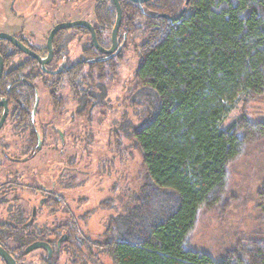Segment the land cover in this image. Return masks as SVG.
<instances>
[{"label": "trees", "instance_id": "16d2710c", "mask_svg": "<svg viewBox=\"0 0 264 264\" xmlns=\"http://www.w3.org/2000/svg\"><path fill=\"white\" fill-rule=\"evenodd\" d=\"M104 1L96 12L109 21L113 4ZM183 2L152 0L145 13L136 5L124 8L121 39L124 46L137 45L139 58L131 101L146 116L127 136L142 153L146 174L133 206L113 217L105 243H90L74 225L66 226L63 246L76 256L91 259L97 246L114 264H264V240H240L220 261L191 246L199 213L215 209L227 195L229 166L264 139V122L246 117L221 129L241 95L264 94V0H193V11L176 25L162 18L153 25L151 15L177 16ZM72 30L89 34L80 27ZM96 32L106 46L105 31ZM67 38L70 42L74 36ZM122 54L99 60L103 55L91 44L57 77L54 91L67 84L78 101L76 115L91 119L105 105L106 84L117 74ZM20 71L8 68L6 89L17 83L14 76ZM8 91L18 103L15 98L21 95ZM31 111L27 117L21 110L15 114L27 126ZM258 201L264 213V182ZM58 204L54 201V211ZM13 218L0 223V246L24 264L28 247L45 236ZM11 242L15 248L9 247Z\"/></svg>", "mask_w": 264, "mask_h": 264}, {"label": "rangeland", "instance_id": "374dc122", "mask_svg": "<svg viewBox=\"0 0 264 264\" xmlns=\"http://www.w3.org/2000/svg\"><path fill=\"white\" fill-rule=\"evenodd\" d=\"M11 5L13 11H10ZM94 5L93 0H0V32L17 33L22 29L28 40L36 32L40 35L37 45L45 47L44 40L53 24L61 20L93 21ZM69 33L74 36L69 45V58L76 62L91 40L72 29ZM105 38L110 40L111 33H106ZM136 47L128 42L117 74L106 84L105 105L91 119L76 115L78 101L69 87L61 94L62 107L55 110L48 90L38 83L42 99L36 122L39 128L47 127L48 141L35 160L12 165L2 155V148L6 146L13 157H24L30 130H19L14 126L16 122L9 121L1 131L0 186L13 183L10 185L13 189L0 190V223L8 219L12 210L15 213L20 210L29 219L32 209L38 207L37 224L48 231L60 225H74L79 235L90 243L106 242V231L113 217L125 214L133 206V196L139 193L146 174L143 155L127 136L146 118L143 107L131 101L139 61ZM242 117L255 123L264 122V94L241 95L221 123V129L226 130ZM57 126L64 133L63 147ZM52 163L57 166L54 175H60L54 190L62 199L57 211L53 203H45L40 208L41 196L35 186V182L43 181L50 188L45 177ZM33 170H36V179L31 174ZM21 175L28 188L15 185ZM263 182L264 139L250 145L246 155L229 166L227 195L215 209L199 213L192 250L205 252L220 261L240 240H264V213L258 201ZM9 247L15 248L16 244L11 242ZM102 250L94 246V256L90 259L86 255L76 256L60 244L58 254L47 258L49 263L44 262L47 253L42 249L32 251L23 260L24 264H114ZM0 264H4L1 257Z\"/></svg>", "mask_w": 264, "mask_h": 264}, {"label": "flooded vegetation", "instance_id": "af4514ba", "mask_svg": "<svg viewBox=\"0 0 264 264\" xmlns=\"http://www.w3.org/2000/svg\"><path fill=\"white\" fill-rule=\"evenodd\" d=\"M93 1L95 3L94 9L92 12L93 21H91L89 19H77V20L88 21L94 27L95 31H97V29L104 30L105 32L102 33L104 39H106L105 38L106 33L110 32L111 38H110V40L106 39V41H107L106 46H102L99 43L103 49H110L112 47V32H113V29L117 23V6H116L114 0H112V3H111V4H113V6L110 5V2L108 1V4L110 5L108 10H109V13H111V15H110L111 18L108 21V19L103 16L102 12H96V8L99 6L101 7L102 3L105 1L104 0H93ZM150 1H152V0H149V1L143 2V3H136L132 0H118L119 5H120L121 10H122L121 24H120L119 33H118V46H117V49L114 52V54H103L94 47L100 54L103 55L101 57V59H99V60L106 61L108 59H111V58L117 56V54L120 51L123 53L124 49L127 47L126 44L124 46V42L121 39V29L125 25V21H124L125 20V13L127 11L124 8L127 5H136L140 8L142 13H145L144 7ZM192 1L193 0H184L182 6H181V3H173V4L170 3V5L172 6V5L176 4L177 7L181 6V11H180L179 15L185 9L184 15L186 17V15L188 16V13L193 10ZM156 2L160 3L159 1H156ZM10 11H13V5L10 6ZM179 15H177V16H179ZM177 16L176 15H169L168 13H157V15H151L150 19H152V21L154 22V21H156L157 18H162V19H165V20L172 22L173 25H176L179 21H181L180 19H182V17H183V16H181L180 19L175 20V18ZM19 18L22 19L21 17H19ZM77 20H74V21H77ZM65 22H71V21L61 20L60 22L58 21L55 24H53L52 28L48 31L46 40H44L45 47H39L37 45V43H38L37 41L40 38V35L39 34L37 35L36 32L35 33L32 32L30 35L31 39H29V40H32V41H29L28 39H26V37H24V35H23L24 30H22V29H20L19 32H17V33H9V32H0V33H7V34L13 36L26 49H28L29 51L34 53L42 61H45L49 57L48 38H49L51 32L53 31V29L56 25H58L60 23H65ZM157 24H159V23H157V21L153 23V25H155V26H157ZM41 27L43 28V31H44V27L42 25H41ZM75 28H78V27H75ZM80 28H83V27H80ZM84 29H86V28H84ZM69 30H71V29L61 30V31L56 33V35L53 39V56H52V59L48 63H45V64H42L37 58L31 56L30 54L23 52L21 49L17 48L12 43H10L6 40H0V49H2V53H3V54L0 53V55H1V58L3 60V65H4L3 72H2V75L0 77V102H3V101L7 102V106H8V116L6 118L4 125L0 129V133L6 127V125L9 123V121L10 122H12V121L16 122L14 124V126L19 130H25V129L30 130L29 135H27V137H26L29 144L27 146V150L25 151V153H23L24 157H21V156L20 157H13L12 155H10L8 153L6 146H4L2 148L3 149L2 155L9 162H11L12 165H21V164L29 163V162L35 160L37 158V155L42 152V150L45 147V144L48 141V136L46 135L47 127H40L39 128L37 126V122H36L37 115H38V109H39L41 99H42V96H40L41 90H40L38 83L41 82L42 85L45 87V89L48 90L49 97L51 99V103H52L54 109L59 110L63 105L61 94H62L63 90L66 87H68V85L67 84L64 85V83L62 82V87L60 89H58L59 91L57 90V92H55L54 89H56V88L54 87L53 84L57 81L58 76L62 75L63 73H65L69 69V65L71 62L70 58H69V45L74 39L73 38L72 40H70V42H68L67 37L70 34ZM77 32L78 33L80 32L81 34L86 35L81 31H77ZM33 34H34V36H33ZM96 35H97V32H96ZM87 36L90 37V40H91L90 45L91 44L93 45L90 32ZM97 39H98V36H97ZM98 42H99V40H98ZM23 57H24V59H23ZM8 68L21 70L20 73L19 72L15 73L14 81L17 83L15 85H13L10 89H6L7 87L5 85L7 84V82L4 84L5 77H6V71L8 70ZM8 90H12L11 92H15V94L21 95V97L18 96V98H15L18 100V103L14 104L12 102V100H10V97H9L10 93ZM55 101L58 102V107H57ZM29 109H32L31 119H30L31 124L26 126L23 123L24 118H21L20 114L16 116L15 113H16V111L21 110L24 117H27L29 114ZM4 112H5V106L1 105L0 106V121L2 119ZM45 128H46V130H45ZM56 131L58 133L60 143L63 147L65 145L64 144L65 143L64 133L58 126L56 127ZM62 151H63V149H62ZM56 167L57 166L53 165V163H52L50 165V169L48 171V174L45 177V179L47 180V182L50 185L49 186L50 188H48L44 184L43 181L35 182L37 184L35 186H36V188H38L40 196H41L39 199L40 208H42L45 203L50 204V203H54V201L55 202H57V201L62 202L61 201L62 199L58 198L59 194L57 195L56 193H54L55 187L59 183V176H60V175H58L56 177V175H54V169ZM1 168H2V166H1V162H0V169ZM31 174L36 179V176H37L36 170H33ZM24 179H25L24 175H21L18 183H15V185H18L20 188H28L23 184ZM10 185H13V183H6L4 185L2 184L0 186V190H2L3 188H7V190H10V188L13 189ZM35 209H36V214L33 215V211ZM38 209H39L38 207H34L32 209L33 211H32V214H31L29 219H26V216L24 214H22V212L20 210L16 213L14 212V210H12L9 213V216H11V218L16 216V218L19 220V222H23L24 225L32 226L34 231L35 230L38 231V232L35 231V235L38 233L39 234L41 233L42 236H45L44 240H39L37 242H44L51 247V249H52L51 256H49L48 250H46L45 248H40V249L46 251V253H47L46 259L47 258L51 259V257L54 254H58V249L60 247V244H63V242L65 240L64 231L67 230V227H66L67 224L60 225L59 227H57V228H60L59 230H56L57 229L56 228L52 232L47 231L45 233V231L43 230L45 228H43L37 224L36 218H37V214H38ZM13 219H15V218H13ZM2 222L3 223H9L10 221H8V219H5ZM37 242H35V243H37Z\"/></svg>", "mask_w": 264, "mask_h": 264}, {"label": "water", "instance_id": "95a60500", "mask_svg": "<svg viewBox=\"0 0 264 264\" xmlns=\"http://www.w3.org/2000/svg\"><path fill=\"white\" fill-rule=\"evenodd\" d=\"M132 1H134L136 3H143V2H147L149 0H132ZM114 2L117 6V23H116V26L114 27L113 32H112V47L110 49H103L100 46L94 27L88 21H85V20H77V21L60 23L54 27L53 31L51 32V34L48 38L49 57L45 61H42L38 56H36L34 53H32L31 51L26 49L16 38H14L13 36H11L7 33H0V40H6V41L12 43L14 46L21 49L23 52L30 54L31 56L37 58L42 64H45V63H48L52 59V56H53V39H54L57 32H59L61 30L72 29L75 27H83V28H86L90 32L93 45L97 50H99L103 54H114V52L116 51L117 46H118V33H119V28H120L121 18H122V10H121V7L119 5V2H118V0H114ZM184 12H185V9L181 12V14L179 16H177L175 18V20L180 19V17L184 15ZM3 68H4L3 60H2L1 55H0V77H1L2 72H3ZM1 105L5 106V112H4L2 119L0 121V129L4 125L6 118L8 116L7 102H5V101L0 102V106ZM35 214H36V209L33 211V215H35ZM40 248H45L46 250H48L49 256H51L52 249L48 244H46L44 242H37V243L32 244L30 247H28L26 252H27V254H29L32 251L40 249ZM0 257L4 261L5 264H18L17 261L15 260V258L6 249H4L1 246H0Z\"/></svg>", "mask_w": 264, "mask_h": 264}]
</instances>
